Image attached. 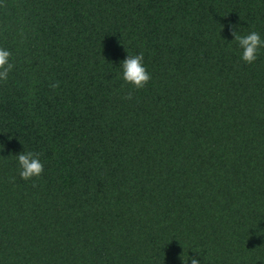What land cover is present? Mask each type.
Instances as JSON below:
<instances>
[{
  "label": "trees",
  "instance_id": "16d2710c",
  "mask_svg": "<svg viewBox=\"0 0 264 264\" xmlns=\"http://www.w3.org/2000/svg\"><path fill=\"white\" fill-rule=\"evenodd\" d=\"M229 24L264 38V0H0V264H264V49Z\"/></svg>",
  "mask_w": 264,
  "mask_h": 264
},
{
  "label": "clouds",
  "instance_id": "9594fccd",
  "mask_svg": "<svg viewBox=\"0 0 264 264\" xmlns=\"http://www.w3.org/2000/svg\"><path fill=\"white\" fill-rule=\"evenodd\" d=\"M229 34L239 49V60L243 64H252L256 61L259 51L264 49V38H261L259 32L253 30L246 34H240L238 27L232 24L228 26ZM11 53L7 48L0 47V82H4L9 78L14 65L10 59ZM118 78L127 84L130 89H142L150 80V74L146 70L143 60V53L136 54L127 53L125 58L119 62ZM55 89L58 82L49 85ZM131 92L124 99H131ZM0 151H3V145H0ZM16 172L21 180L31 181L39 178L44 170V165L39 158V154L31 150H22L13 155ZM194 256H185L181 264H202L201 253L191 250Z\"/></svg>",
  "mask_w": 264,
  "mask_h": 264
}]
</instances>
